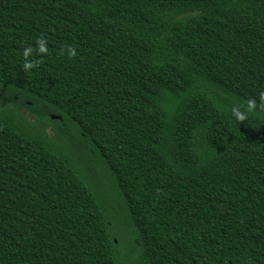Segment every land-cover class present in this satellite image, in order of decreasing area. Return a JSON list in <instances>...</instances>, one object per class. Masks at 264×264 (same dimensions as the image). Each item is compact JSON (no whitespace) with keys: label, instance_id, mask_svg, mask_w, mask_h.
I'll return each instance as SVG.
<instances>
[{"label":"trees","instance_id":"1","mask_svg":"<svg viewBox=\"0 0 264 264\" xmlns=\"http://www.w3.org/2000/svg\"><path fill=\"white\" fill-rule=\"evenodd\" d=\"M262 94L264 0H0V264H264Z\"/></svg>","mask_w":264,"mask_h":264},{"label":"rangeland","instance_id":"2","mask_svg":"<svg viewBox=\"0 0 264 264\" xmlns=\"http://www.w3.org/2000/svg\"><path fill=\"white\" fill-rule=\"evenodd\" d=\"M20 110L25 113L24 109L21 108ZM54 126L55 125L53 123H50L49 126H46L47 131L53 133V129H55ZM62 141L65 142L66 146L71 151H73L75 159H77L84 166L89 175L95 176L96 179L100 177L102 173L97 168L96 162H94L86 153V149H83L82 145L74 140L72 135L68 134V136H64Z\"/></svg>","mask_w":264,"mask_h":264},{"label":"clouds","instance_id":"3","mask_svg":"<svg viewBox=\"0 0 264 264\" xmlns=\"http://www.w3.org/2000/svg\"><path fill=\"white\" fill-rule=\"evenodd\" d=\"M25 67H26V68H27V67H30V65H25ZM262 95H264V94H262ZM252 106H253V103L250 102L249 107L251 108ZM233 114H234V115L236 116V118L239 119V120H243V119L245 118V116H244L242 113H240L239 109H237V108H233Z\"/></svg>","mask_w":264,"mask_h":264},{"label":"water","instance_id":"4","mask_svg":"<svg viewBox=\"0 0 264 264\" xmlns=\"http://www.w3.org/2000/svg\"><path fill=\"white\" fill-rule=\"evenodd\" d=\"M51 117L52 118H60L59 115H55V114H52Z\"/></svg>","mask_w":264,"mask_h":264}]
</instances>
